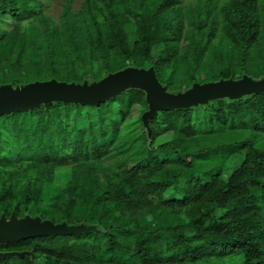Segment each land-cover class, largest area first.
Returning <instances> with one entry per match:
<instances>
[{
	"label": "trees",
	"instance_id": "trees-1",
	"mask_svg": "<svg viewBox=\"0 0 264 264\" xmlns=\"http://www.w3.org/2000/svg\"><path fill=\"white\" fill-rule=\"evenodd\" d=\"M130 68L175 94L264 81V0H0V88L84 87ZM136 109L149 110L144 90L0 116V221L90 227L0 244V264H264V93L123 132Z\"/></svg>",
	"mask_w": 264,
	"mask_h": 264
},
{
	"label": "water",
	"instance_id": "water-1",
	"mask_svg": "<svg viewBox=\"0 0 264 264\" xmlns=\"http://www.w3.org/2000/svg\"><path fill=\"white\" fill-rule=\"evenodd\" d=\"M126 87L146 89L147 102L153 112L173 108L187 107L205 98L219 94L264 93V81H222L196 87L177 97H160L163 87L155 77L154 71L126 70L112 74L93 85L91 88L77 85L51 83H34L20 88L14 95L4 92L0 97V116L18 110L37 107L41 101L49 99L82 105H98ZM52 223H39L30 219L2 220L0 222V244L42 235L60 233ZM74 234L75 232H71Z\"/></svg>",
	"mask_w": 264,
	"mask_h": 264
},
{
	"label": "rangeland",
	"instance_id": "rangeland-1",
	"mask_svg": "<svg viewBox=\"0 0 264 264\" xmlns=\"http://www.w3.org/2000/svg\"><path fill=\"white\" fill-rule=\"evenodd\" d=\"M52 6H53V4H52ZM49 10L53 11V8L49 6ZM1 28H2L3 31L8 30L10 28V22H1ZM129 70H134V69L130 68ZM242 81L254 82V81L249 80L247 78H244ZM92 86L93 85H85V87H88V88H91ZM193 87L196 88L198 86H193ZM19 89L20 88H17V87L16 88L1 87L0 88V97L3 95L4 92H8L10 95H14ZM129 89H132V88L126 87L123 90H121L118 93H116L115 95L111 96L110 98H115V97L119 96L120 94H122L123 92H126ZM192 89H194V88H192ZM142 90H144L145 92L147 91L146 89H142ZM188 91H186V92H188ZM186 92H183V93H180V94H185ZM180 94H175V93L169 92L168 90L163 88V91L161 92L160 97H162V98L177 97ZM251 94H253V93L219 94V95H215V96H212V97L205 98V99H203V100H201L199 102H196L194 104L189 105L188 107L195 108L197 110L196 111L197 114L199 116H201L202 109H204L206 106L211 104L213 101H216V100H219V99H231L232 100V99H236V98H240V97H246V96H249ZM54 102H56V100L49 99L47 101H41L37 105V107L38 106H44L46 104L54 103ZM87 106H92V105H87ZM160 112H162V110H158L156 112H153L151 110V108H150V105H149V110L147 112H145V113H141L140 110L138 111L136 109V111H134L129 116V118L126 121L122 122V131L125 132V133H128V130H129L131 134L139 135V134L142 133V131L144 129L148 130V127H147L148 119L151 118V117L157 116ZM198 125H199V123L196 122V126L197 127H198ZM168 140H170L169 136H166L163 139V141H168ZM243 158H244L243 156L235 155V156H233V157H231L229 159V161L225 165L224 172H223V177H224L225 180L231 175V173L234 170H236L237 168L240 167V165L243 162ZM70 176H71V172H70L69 169L59 170V172L57 174V177H56V184L59 185V186L64 185L70 179ZM170 197L172 198V196H170ZM217 215L220 216V215H222V213L218 211ZM27 219H29V218H27ZM30 220L36 221V222H39V223L40 222L44 223V221L42 219H40L39 217H36V218H33V219L30 218ZM58 228H59L58 231L60 233H71V232L80 233L81 231H89L90 230V227H85V226L68 227L66 225H61V226H58ZM2 256H6V255H1L0 254V257H2ZM226 263L227 264H242V259L240 257H231V258L227 259Z\"/></svg>",
	"mask_w": 264,
	"mask_h": 264
}]
</instances>
